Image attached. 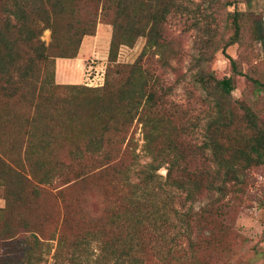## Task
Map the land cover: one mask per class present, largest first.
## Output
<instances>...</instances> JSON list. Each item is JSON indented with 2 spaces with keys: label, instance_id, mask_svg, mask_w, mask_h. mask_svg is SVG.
<instances>
[{
  "label": "rangeland",
  "instance_id": "rangeland-1",
  "mask_svg": "<svg viewBox=\"0 0 264 264\" xmlns=\"http://www.w3.org/2000/svg\"><path fill=\"white\" fill-rule=\"evenodd\" d=\"M177 1L181 3L180 9H172L161 25L160 51L154 47L144 50L146 36H139L133 45H119L114 62H111L112 25L100 17L95 33L82 37L73 60L57 62L55 59V80L50 73L41 74L40 80L29 84L24 96L14 99L0 96V158L4 161L0 162V175L8 166L12 175L20 172L29 177L23 152L27 129L37 138L42 140L44 137L49 141L46 150L37 147L41 149L40 154L45 155L46 167L43 168L50 169L56 158H62V166L56 167L64 171L63 177L52 176L45 184L35 180L37 190L41 192L36 197L31 196L30 187L25 186L21 196L15 193L21 187L13 186L9 191L0 182V264H19L21 249L33 240L32 231L43 241L37 250L42 260L36 264H264V162L247 168L238 180L240 190L234 193L229 186L225 197L203 187L191 200L185 191L168 188L172 209L168 208L167 227L154 230L144 224L138 233L141 244L133 252L134 258L98 261L90 249L80 260L70 258L69 248H72L76 231L79 228L88 230V226L96 223L85 219L89 215L87 194L92 200L90 212H97L101 223L105 224L111 221L113 212L118 211L114 207L130 203V199L124 197L127 190L119 187L122 193L118 194L111 187L112 169L92 171L80 180L71 178L79 168L90 170L91 161L90 164L86 159L83 161L89 167L80 166L71 158L69 150L78 143L84 151L88 129L95 127V131L98 130L92 118L102 116L106 103L102 92L94 89L104 85L109 64L122 65L123 71L115 75H118L117 79H124L129 71L126 67L140 62L143 70L152 76L157 94L162 97L153 112L142 114V108L139 109L123 144L105 147L117 156L121 167H130L128 174L134 182L151 158L144 139L147 134L152 151L165 146L169 137L177 142L178 151L185 153H189L190 148L198 150L195 146L202 144L206 126H213L214 122L219 125L229 123L228 129H238L239 136H250L251 129L246 128L248 122L239 105L250 106L257 125L264 127V92H258L251 79L257 78L264 83V39L257 37L261 31L264 34V0ZM233 11L240 14L242 27L238 42L227 45L225 52L236 61V70L222 50L233 36ZM257 21L262 29H257ZM50 35L49 29L43 31L41 39L44 43L48 44ZM61 70L70 77L65 82L57 78ZM96 72L104 74L103 84L94 85L95 79L93 85H87L90 83L87 77L92 78ZM209 72L218 79L231 77L233 88L229 95H222L208 84L209 80L211 82ZM54 83L60 87H55ZM219 112L231 114V120L212 122ZM143 120H149L151 124L144 125ZM55 122L58 124H53ZM154 122L157 123L155 129ZM72 128L73 136L68 141H60L66 129ZM221 136H230V133ZM209 152L188 157L181 166L192 170L208 168L211 164ZM133 158L136 161L131 164ZM156 172L163 180L166 165ZM67 176L69 182L65 183L63 178ZM105 184L111 189L102 192L103 195L96 194V186ZM7 193L15 198L12 203H8ZM220 206L223 213L216 211ZM207 207L212 209L211 213H207ZM175 208L178 212H174ZM66 210L72 214L71 226L62 233L66 235V246L55 263L53 254ZM24 220L28 227H24ZM118 227L117 231L121 230Z\"/></svg>",
  "mask_w": 264,
  "mask_h": 264
},
{
  "label": "trees",
  "instance_id": "trees-1",
  "mask_svg": "<svg viewBox=\"0 0 264 264\" xmlns=\"http://www.w3.org/2000/svg\"><path fill=\"white\" fill-rule=\"evenodd\" d=\"M180 5L177 0H0V96L7 99L24 96L29 84L40 80L41 74L50 73L55 80V59L76 57L82 37L95 33L100 17L112 25L109 45L111 62H114L119 45H133L139 36H146L144 50L154 47L156 51H160L161 25L170 11L180 9ZM240 19L237 11L231 13L233 36L222 49L234 70H236V61L226 54L225 47L238 42L242 27ZM256 27L263 28L259 21L256 22ZM45 29L51 32L48 44L41 39ZM260 34L257 37L264 39L262 31ZM122 69V65L115 63L108 65L104 85L100 89H94L102 92L103 101L106 103L102 116L92 118L94 125L100 130L96 132L95 127L87 128L89 131L84 139V151L76 143L69 153L71 158L80 163V166H88L83 163L85 159L88 163L92 162L89 163L90 170L85 167L79 168L72 179L80 180L92 174V171L107 172L112 169L114 174L109 181L111 187L113 186L118 194L122 193L119 187L127 190L124 197H128L130 203L123 207L122 204L114 207L118 211L113 212L109 218L111 221L105 224L101 223L102 220L98 218L97 212L95 214L90 212L92 200L88 199L87 194L86 206L89 215L85 219L96 223L88 226V230L79 228L76 231L72 248H69L72 259L80 260L89 249L92 254L95 253V260L98 261L105 258L120 260L134 258L133 252L141 244L138 233L143 229L144 224L153 227L154 230L167 227L168 208L172 209L169 201L172 200V196L169 198L168 188L185 191L191 200H194L196 193H200L203 187L207 191H215L225 197L229 192V186L234 193L240 190L238 180L247 168L264 162V127L257 125L255 113L250 106L239 105L248 122L246 128L251 129L250 136H239L238 129H228L229 123L219 125L214 122L216 119L228 122L231 120V114L225 115L221 112L213 118V126H206L201 146H195L198 148L197 151L190 148L189 153L188 151L185 153L184 150L179 152L177 142L169 137L165 146L152 151L150 135L147 134L144 139L147 141V151L151 158L140 169L138 180L132 181L128 174L130 167H121L117 156L105 147L114 143L123 144L127 138L128 127L138 115L139 109L142 108L143 111L140 110L142 114L153 112L159 104L158 101H162V97L157 94L152 76L143 70L140 62L126 67L129 70L128 75L124 79H117L118 75L115 74L123 71ZM200 76L202 81H205L204 75ZM208 76L211 79L208 84L211 83V86L222 95L230 94L233 88L231 77L218 79L211 72ZM251 79L256 90L264 92V83L257 78ZM54 86L60 87L57 84ZM39 109L40 103L39 106L37 105V110ZM69 121L72 119L70 118ZM151 121L143 120L142 123L150 125ZM53 124L56 125L58 122ZM155 124L157 123L154 122V129ZM154 129L152 127L149 131L152 132ZM226 129L228 130L224 132ZM72 130L73 128L66 129L60 141H68L75 133ZM81 130L84 129L78 131ZM224 133H230V136H221ZM25 137L23 152L29 177L20 172L12 175L11 169L6 166L4 174L0 175V182L6 185L9 191L10 187H21L15 192L19 195L24 192L25 186L30 187L31 196L36 197L41 192L37 190L35 180L37 183L45 184L50 182L52 176L63 177V169L56 167V165L62 166L63 163L62 158H56L55 165L52 164L50 169L45 170L43 168L46 167V160L43 158L45 155L40 153L41 149L48 148L49 141L44 137L42 140L37 138L30 129L25 131ZM38 146L41 149L38 150ZM207 150L210 151V157H207L211 163L208 168L192 170L181 166L182 161L188 157L192 158L204 153L206 155ZM83 156L86 158H82ZM134 161L136 160L133 158L131 164ZM0 162L4 161L0 158ZM162 165H166L163 180L156 172ZM68 179L67 176L63 181L67 183ZM108 189L111 188L105 184L96 186L93 190L96 194L103 195L102 192ZM12 199L15 198L7 193L8 203H12ZM206 211L211 213L212 209L207 207ZM216 211L223 213L221 206ZM174 212L178 210L175 208ZM69 213L70 211L66 210L61 222L53 254L55 263L60 260V252L66 246V235L62 233L71 226L72 214ZM185 220L187 225L191 226L188 219ZM23 225L28 227L29 224L24 220ZM94 226L96 227L92 229ZM116 227L121 230L117 231ZM31 234L33 240H30L28 247L21 249L19 264H36L42 260L37 250L43 241L39 240L33 231Z\"/></svg>",
  "mask_w": 264,
  "mask_h": 264
},
{
  "label": "built area",
  "instance_id": "built-area-1",
  "mask_svg": "<svg viewBox=\"0 0 264 264\" xmlns=\"http://www.w3.org/2000/svg\"><path fill=\"white\" fill-rule=\"evenodd\" d=\"M95 79H97V82H95L94 85L101 86L104 82V74L102 72L101 73L96 72V74L92 76V78L87 77V80H89L90 82V83H87V85H93L92 80H95Z\"/></svg>",
  "mask_w": 264,
  "mask_h": 264
},
{
  "label": "crops",
  "instance_id": "crops-1",
  "mask_svg": "<svg viewBox=\"0 0 264 264\" xmlns=\"http://www.w3.org/2000/svg\"><path fill=\"white\" fill-rule=\"evenodd\" d=\"M74 58H57V62L59 61H71L73 60ZM81 62L78 63V65H80ZM59 77V78H58ZM57 78L59 79V81L61 82H65V80L67 81V79H69V75L67 73H64L63 70H61V74H57Z\"/></svg>",
  "mask_w": 264,
  "mask_h": 264
}]
</instances>
